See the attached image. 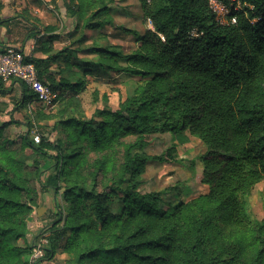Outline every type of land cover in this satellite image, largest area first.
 <instances>
[{"label": "trees", "instance_id": "trees-1", "mask_svg": "<svg viewBox=\"0 0 264 264\" xmlns=\"http://www.w3.org/2000/svg\"><path fill=\"white\" fill-rule=\"evenodd\" d=\"M112 2L63 0L70 35L79 26L107 25ZM142 2L152 28L131 53L92 41L45 58L25 55L54 98L61 97L51 127L60 134L56 141L23 144L55 159L57 169L43 182L40 160L26 165L3 135L9 123L0 125V264H27L31 246L18 241L37 205L33 178L42 191L62 192L68 205L62 227L48 235L44 259L61 250L69 264H264V218L247 209L264 176V0H242L247 6L234 12L236 23L225 25L215 20L208 0ZM192 29L199 36L190 37ZM87 39L83 32L77 42ZM91 53L96 59L79 56ZM59 62L56 75L50 66ZM108 69L139 76L137 87L117 109L96 107L86 117L75 94L84 87L81 78ZM21 84L20 106L37 100ZM164 131L179 143L194 136L206 147L201 182L208 192L173 208L159 191L138 187L145 137ZM174 152L175 145L166 150Z\"/></svg>", "mask_w": 264, "mask_h": 264}, {"label": "rangeland", "instance_id": "rangeland-1", "mask_svg": "<svg viewBox=\"0 0 264 264\" xmlns=\"http://www.w3.org/2000/svg\"><path fill=\"white\" fill-rule=\"evenodd\" d=\"M142 3V0H114L109 5L111 21L107 25L94 30H85L83 26H79L72 36L70 35L73 30L70 27L71 18L66 15L63 0H3L6 7L1 11L0 18L12 17V21L16 23L12 28L17 37L15 42L19 44L18 48L27 44L26 38L29 37L30 31H36L35 33L40 35L44 33L45 26H53L54 29L48 28L46 31L59 30L56 47L51 43L54 52L64 47H76L77 45L88 47L93 44L92 41H97L98 45H107L109 49H117L123 54H128L137 49L141 36L152 28L149 18L145 16ZM83 32L89 39L79 43L77 38ZM6 33H10V29H7ZM37 45L35 44L34 50L29 53L32 57H35L33 53L38 49ZM82 56L96 59L93 53L80 54V57ZM62 64V62L54 63L50 66V70L59 75ZM117 65L126 66L121 61H118ZM73 80L76 79L73 78ZM81 80L84 87L75 94L79 99L81 112L86 117H91L96 107L107 106L117 109L120 102L135 90L140 77L121 70L108 69L107 71L90 72L82 76ZM15 82L20 84L15 79L3 81L6 93H0V125L4 122L9 123L3 135L10 142L8 147L17 150L26 165H31L34 159L40 160V168H46L43 175V182H45L48 175L57 169L56 160L50 156L45 158L32 153L23 143L24 139L35 142L33 137L36 134H39L40 138H48L51 142L56 141L60 134L56 130L51 131V127L57 120L56 113L60 107L61 96L49 103L34 100L32 103L20 106L19 99L22 90L13 87ZM64 93L66 95L72 92L65 90ZM37 111L42 112L44 117ZM184 133L187 134V131L185 130ZM145 141L146 144L142 148L146 156L143 163L144 171L139 177L141 180L138 186L141 192L159 191L167 207L170 208L208 192V185L201 182L203 167L201 156L205 153L206 147L198 138L190 136L188 141L179 143L173 133L164 131L149 133ZM172 145H175V152L169 156L166 150ZM48 153L54 156L56 152L48 151ZM90 155L94 157L92 153ZM34 179L32 183L38 192V198L37 205L31 214L34 215L40 202L48 206L53 201L55 212L52 215L45 210L44 215L49 220L35 229L30 246L34 240L39 238L41 232L46 233L48 238L55 227L61 228L64 216L68 212V205L62 192H55L51 187L42 191L39 181ZM247 209L254 217L264 218V176L249 194ZM52 221L57 223L53 225L55 222L51 223Z\"/></svg>", "mask_w": 264, "mask_h": 264}, {"label": "built area", "instance_id": "built-area-1", "mask_svg": "<svg viewBox=\"0 0 264 264\" xmlns=\"http://www.w3.org/2000/svg\"><path fill=\"white\" fill-rule=\"evenodd\" d=\"M208 4L215 20L222 25L236 23L234 12L247 6L242 0H208ZM189 36L197 37L199 33L196 29H192ZM12 79L26 85L35 94L38 101L49 103L55 97L49 84L38 78L34 63L26 60L23 51L17 46L2 45L0 42V80L10 81ZM33 138L35 142L40 141L39 134L34 135ZM47 245L46 233L41 232L39 238L31 244L27 264H41Z\"/></svg>", "mask_w": 264, "mask_h": 264}, {"label": "crops", "instance_id": "crops-1", "mask_svg": "<svg viewBox=\"0 0 264 264\" xmlns=\"http://www.w3.org/2000/svg\"><path fill=\"white\" fill-rule=\"evenodd\" d=\"M0 1L2 4L0 6V14H1V11L4 10L6 6H4L3 0H0ZM31 23H34V22L31 21ZM15 24L16 23L12 21V17L7 16V17L0 18V42L2 45H10V44L14 45V46L19 45L17 42H15V39L17 37L15 36V31L12 28V26ZM70 27H72L71 23H70ZM7 29H10V33H6ZM44 30H45L44 33H41L40 35L36 34L35 33L36 31H30L28 33L29 37L26 38L27 44L20 47V49L24 52L25 55L31 56V55H29V53H31L34 50V46H35V44H37L38 40L42 41L43 44H50L51 45V43H52L53 46L56 47V38L59 34V30L46 31V30H48V26H45ZM50 35H52L51 38H50ZM38 46H40V45H37V47ZM26 52L28 54H26ZM53 52H54L53 49L47 53H46V51H44L42 49L41 50L37 49L33 53V55L35 57H38V58H45L49 53H53ZM13 87L17 88L18 90H19V88L21 90H23L21 83L18 84L17 82H15V83H13ZM21 93H22V91H21ZM49 201H51V199H49ZM45 210L48 214L51 213L52 215H54L53 213L55 211H54L53 201L48 206H45L44 203L40 202V204L38 205V208H36L37 214L35 215V213H36L35 212L34 215L31 214L29 216L28 233H27L26 237L19 239V241H18L19 243H25L26 242L28 245H30L31 237L34 234L35 229L40 227L42 224H46V222H48V220H49L47 218V216L44 215ZM53 222L54 221H52L51 223H53ZM65 258H66V254L64 252H62L61 250H57L51 257H47V258L43 259L41 261V264H69L65 261Z\"/></svg>", "mask_w": 264, "mask_h": 264}]
</instances>
